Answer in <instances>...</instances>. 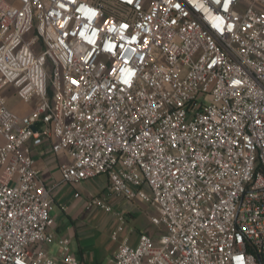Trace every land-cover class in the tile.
I'll list each match as a JSON object with an SVG mask.
<instances>
[{
    "label": "built area",
    "instance_id": "obj_1",
    "mask_svg": "<svg viewBox=\"0 0 264 264\" xmlns=\"http://www.w3.org/2000/svg\"><path fill=\"white\" fill-rule=\"evenodd\" d=\"M50 138L62 183L157 207L111 264H264V0H0V264H80L42 249Z\"/></svg>",
    "mask_w": 264,
    "mask_h": 264
},
{
    "label": "crops",
    "instance_id": "obj_2",
    "mask_svg": "<svg viewBox=\"0 0 264 264\" xmlns=\"http://www.w3.org/2000/svg\"><path fill=\"white\" fill-rule=\"evenodd\" d=\"M7 96L9 107L17 114L21 115L27 113L34 106V102L28 104L21 102L13 93H8ZM14 97L18 99L19 103L15 102L10 104V101ZM21 107H24V110H22ZM52 142L53 139L50 138L43 140L41 145L31 146V153L34 157L35 165L40 169V178L44 183L52 187L53 194L52 208L50 211L53 224L48 228L52 240L49 243L43 244L42 249L52 258L59 259L61 256V241L67 239L68 252L72 254L80 264H101L95 252L84 245L83 234L85 230L81 229L84 225L82 218L88 214L91 221L93 220V216L98 214V210H103L108 213L112 212V210L105 211L100 206L94 204L92 202L93 199H100L103 203L108 205L107 203H109L108 200L110 198L124 199V197L115 195L110 191L108 178L105 174V180L99 182V184L102 185V190L95 194H91L89 191L83 193L77 187L79 184H83L91 178L81 180L76 185L62 183L60 165L69 162V157L65 153H53L51 150ZM97 176L93 177V179ZM126 212L125 216L118 212L114 214L118 223L116 226L117 228L111 231L110 237L116 242V247L109 252L108 258H105V262H102L103 264H110L113 255L123 242L134 246L133 244L137 243L141 233H149L153 238L157 237L158 232L153 234L148 229H135V226L131 224L130 221L133 219L134 215L128 210ZM79 220H81L82 224H77ZM127 223L129 224L127 225ZM125 229L126 231L123 233ZM122 233L123 235H119Z\"/></svg>",
    "mask_w": 264,
    "mask_h": 264
},
{
    "label": "rangeland",
    "instance_id": "obj_3",
    "mask_svg": "<svg viewBox=\"0 0 264 264\" xmlns=\"http://www.w3.org/2000/svg\"><path fill=\"white\" fill-rule=\"evenodd\" d=\"M15 102L19 103L18 99L14 97L10 101V104ZM21 108L24 110V107ZM101 180H105L104 174H100L94 179L91 178L89 181L79 184L77 187L83 193H87L89 191L91 194H95L102 190V185L99 184ZM108 202L109 203L107 204L112 210L111 213L98 210V214L93 216V220L90 221V216L87 213H85L87 215L82 218L84 225L81 229L85 230L83 234L84 245L87 246V248H91L95 252L97 259L101 262V264H103L102 262H105V258H108L109 252L116 247V242H114L110 237L111 231L117 228L116 226L118 221L114 216L116 212L121 213L124 216L125 213H127V210L131 212L134 217L130 221L131 224L135 226V229H148L153 234H155V232H159L160 230L159 226H156L151 222V218L157 215V207L154 203L142 201L140 199L128 200L125 198H110ZM77 224H82L81 220H79ZM128 224L129 223H127V225ZM125 231L126 229L123 233ZM123 233L119 235H123Z\"/></svg>",
    "mask_w": 264,
    "mask_h": 264
},
{
    "label": "water",
    "instance_id": "obj_4",
    "mask_svg": "<svg viewBox=\"0 0 264 264\" xmlns=\"http://www.w3.org/2000/svg\"><path fill=\"white\" fill-rule=\"evenodd\" d=\"M33 129L35 130V127H33Z\"/></svg>",
    "mask_w": 264,
    "mask_h": 264
}]
</instances>
